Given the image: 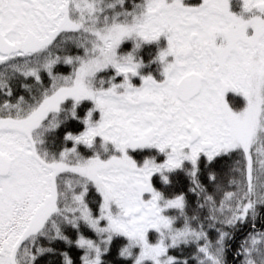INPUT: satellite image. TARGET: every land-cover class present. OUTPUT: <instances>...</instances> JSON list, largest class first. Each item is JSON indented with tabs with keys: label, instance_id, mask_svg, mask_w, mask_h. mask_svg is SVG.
Returning a JSON list of instances; mask_svg holds the SVG:
<instances>
[{
	"label": "snow or ice",
	"instance_id": "obj_1",
	"mask_svg": "<svg viewBox=\"0 0 264 264\" xmlns=\"http://www.w3.org/2000/svg\"><path fill=\"white\" fill-rule=\"evenodd\" d=\"M0 264H264V0H0Z\"/></svg>",
	"mask_w": 264,
	"mask_h": 264
},
{
	"label": "trees",
	"instance_id": "obj_2",
	"mask_svg": "<svg viewBox=\"0 0 264 264\" xmlns=\"http://www.w3.org/2000/svg\"><path fill=\"white\" fill-rule=\"evenodd\" d=\"M126 2L130 3L131 0H126ZM163 43L164 46V42L163 40H159L158 44L157 42H152L149 44H145L142 48V50H140V56L143 58V60L145 62H148L149 60L152 59L153 56L156 55L157 51H158V46L161 47ZM124 45H128V43H123ZM156 63H151L150 68L148 67L147 70L149 69V71L147 72H151L153 75H157V65H155ZM62 70H70V69H62ZM111 69H109L107 71V73L105 72H101L99 75H106V74H111ZM233 95L229 96V99L232 98ZM244 104V100L241 97H236V106L237 107H241ZM91 106V101L85 100L81 103V105L79 106V114L81 116H83L87 109ZM69 127L73 128V129H78L83 127L82 124L78 123L77 121H71L69 123ZM70 143V142H69ZM81 151H84V149H82ZM148 150H144L143 153L140 152L139 150L136 152H132V155L134 156V158L136 159H141L142 155L147 154ZM202 179H206V177H202ZM172 181L173 183L171 185H169L168 187H166L164 190L166 193H170L172 191H186L188 193V198L190 203L192 204V207H195V197L191 194V192L189 191L190 188V182L187 178V176L185 175L184 172H176L172 175ZM153 183L156 187L160 188L161 184L160 181L158 179V177H153ZM242 233H238L237 234V239L236 241H234V245L239 243V239ZM115 255V253H113V256Z\"/></svg>",
	"mask_w": 264,
	"mask_h": 264
},
{
	"label": "rangeland",
	"instance_id": "obj_3",
	"mask_svg": "<svg viewBox=\"0 0 264 264\" xmlns=\"http://www.w3.org/2000/svg\"><path fill=\"white\" fill-rule=\"evenodd\" d=\"M163 40V42H164V46H163V43H162V46H161V48L162 47H165L166 46V43H167V41H166V38L165 37H163V36H161V38L159 39V40ZM124 43V42H123ZM125 43H128V45H124V44H122V46H121V50H127V49H130L131 47H132V43H131V41H126ZM156 43V42H155ZM144 46V45H143ZM143 46H142V48H143ZM142 48L140 49V50H142ZM153 63H155V62H153ZM155 65H157V75L155 76L157 79H160L161 78V76H160V72H159V69H158V64L156 63ZM150 66H151V64H148L147 62H146V64H145V67L142 69V72L144 73V74H147V73H149V72H147V71H149V69L147 70V68L149 67L150 68ZM108 71V70H107ZM117 79L119 80L120 79V77H117ZM140 81H139V78L137 77V78H134V83H139ZM230 95H233L232 93H229L228 94V96H230ZM238 97H240V96H238ZM242 98V97H241ZM244 100V99H243ZM98 115V114H97ZM71 143V142H70ZM83 149V147H81V150ZM145 150H147V149H145ZM132 154V153H131ZM138 161H139V159H137Z\"/></svg>",
	"mask_w": 264,
	"mask_h": 264
}]
</instances>
